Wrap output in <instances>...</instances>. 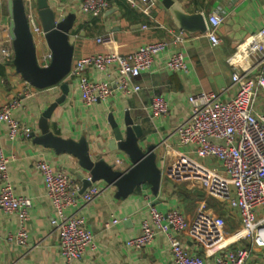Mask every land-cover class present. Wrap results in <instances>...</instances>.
Wrapping results in <instances>:
<instances>
[{"label":"crops","instance_id":"0c3cea01","mask_svg":"<svg viewBox=\"0 0 264 264\" xmlns=\"http://www.w3.org/2000/svg\"><path fill=\"white\" fill-rule=\"evenodd\" d=\"M36 0H26L37 16ZM154 4H144L136 0L133 5L128 0H108L107 10L98 17L85 14L79 0H49L58 18L75 14L76 19L70 34L74 45L73 64L96 53H116L128 55L141 46L167 41L169 47L155 56L151 69L135 80L142 86L138 94L126 95L117 89L120 73L117 66L102 71L90 68L85 74L93 81L106 82L114 88L108 100L88 107L82 100L78 80L68 77L69 93L65 101L54 111L48 121V128L55 136L84 141L92 160L103 162L115 171L128 172L134 165L128 152L115 142L116 128L110 118L118 124L124 142L135 139L139 150L148 153L155 147L156 166L160 170L157 189L149 182L137 185L131 191L101 179L96 185L103 190L101 196L82 211L86 226L95 236L96 249L73 264H175L167 238L160 234L141 249L127 246V240L141 233L142 223L148 217L150 206L162 212L178 209L188 223H191L206 200L210 210L226 219V231L232 233L241 226L236 211L229 209L214 198H207L205 191L193 183H175L166 173V156L179 151L195 156L193 146H180L172 137L174 130L184 122L190 113L188 98L199 92L220 91L231 83L232 67L228 60L236 50L253 34L264 28V0H152ZM177 5L186 14L204 16L207 26L209 18L220 15L222 23L216 32L221 39L213 46L206 32H190L177 23L171 8ZM39 19V18H38ZM40 25V20L38 21ZM11 16L8 0H0V46L13 49L10 37ZM147 26V28H145ZM98 38H110L99 44ZM40 65L50 51L41 35L35 37ZM176 53H182L187 62V73L174 72L167 68V61ZM27 83L17 72L14 58L0 62V108L23 92ZM34 88V87H33ZM36 90V88H34ZM39 90V89H38ZM65 95L60 86L39 90L35 96L23 101L22 107L14 111V117L32 129L29 138H10L7 125L0 124V149L13 160L9 165L11 182L15 193L32 200L29 219L26 224L29 246H37L32 251L14 241L20 227L16 213L0 211V264H67L59 250V236L53 232L51 224L54 211L46 195L44 177L37 164L44 160L55 171H64L83 187L84 179L90 174L79 160L69 153H57L53 148L38 142L42 135L41 123L45 111ZM153 96H163L170 105L166 116H154L150 110ZM264 108V97L260 100ZM129 114L141 136L127 127L125 115ZM128 130H130L128 132ZM167 139V142L162 143ZM215 160L208 161L212 168L218 167ZM72 210H69L71 212ZM264 217V208L258 211V218ZM118 219V223H113ZM186 247L205 257L212 263L213 256L198 248L184 237ZM250 249L247 264H264V248L253 246L252 240H244L233 249ZM28 253V254H26Z\"/></svg>","mask_w":264,"mask_h":264},{"label":"built area","instance_id":"2783aa9c","mask_svg":"<svg viewBox=\"0 0 264 264\" xmlns=\"http://www.w3.org/2000/svg\"><path fill=\"white\" fill-rule=\"evenodd\" d=\"M79 1L82 12L93 17L102 15L109 6L108 0ZM128 1L136 4V0ZM140 1L149 6L154 4L152 0ZM26 13L34 38L43 36L41 23L38 24L39 19L30 4H26ZM222 21L220 15L209 18L208 36L213 46L221 43L216 29ZM109 39L98 38L97 42L103 45ZM168 47L167 41H158L141 46L128 55L96 53L77 60L69 77L78 80L82 100L88 107L108 100L115 91L108 83L87 77L85 72L90 68L105 71L110 66H117L120 73L117 89L126 95L138 94L143 88L135 80L151 69L155 56ZM13 58L12 48L0 46V62ZM51 60L49 52L42 66ZM228 64L233 70L228 86L217 92L202 91L188 98L189 116L171 136L177 138L180 146H193L195 156L179 151L166 156L165 173L175 183L200 186L207 198H214L236 211L241 226L228 233L225 217L210 210L206 200L191 223L178 209L162 212L150 206L141 233L127 240L129 248L141 249L162 234L169 242L175 264H209L205 257L186 247L184 237L214 257L210 264H247L250 249H233L244 240H252L256 248H264V217L258 218V211L264 208V108L260 107L264 97V28L251 35L229 58ZM166 66L174 72L189 71L182 53L171 56ZM38 91L27 83L22 93L0 108V124L7 125L10 138L32 136V129L18 121L14 111ZM150 110L154 116H166L170 105L163 96H153ZM165 142L167 139L162 143ZM13 160L14 157L9 158L0 149V211L18 215L19 230L9 236V240L29 247L30 252L37 247L29 246L26 229L33 203L30 198L15 193L9 172ZM212 160L218 162L217 168L207 165ZM37 168L44 177L46 195L54 211L51 224L53 232L59 236V250L67 264H73L89 249H96L95 236L86 226L82 211L99 198L103 190L93 184L82 191L83 187L72 176L55 171L44 160ZM87 179L92 181L91 176ZM118 222V219L113 220V223Z\"/></svg>","mask_w":264,"mask_h":264},{"label":"water","instance_id":"95a60500","mask_svg":"<svg viewBox=\"0 0 264 264\" xmlns=\"http://www.w3.org/2000/svg\"><path fill=\"white\" fill-rule=\"evenodd\" d=\"M33 5L42 26L44 43L52 54V60L46 66L40 65L38 47L27 18L26 0H8L14 65L17 72L32 87L44 90L58 85L65 95L45 111L41 123L42 135L37 139L38 142L53 148L57 153H69L75 156L80 165L89 171L92 181L83 178L82 191H85L90 185H96L101 179L116 184L126 191H131L137 185L145 182H149L154 189H157L161 173L155 162V147H152L148 153H143L137 147L135 139L131 141L129 138L127 142H124L123 134L114 118H110L112 126L116 128L114 141L120 143L119 145L128 152L134 163L128 172L115 171L113 167L105 166L103 162L96 163L92 160L88 146L84 141L65 140L50 132L48 121L69 93V84L64 80L70 74L74 59V45L70 42V34L76 15L69 14L64 18H58L57 12L51 7L49 0H36ZM171 11L182 29L190 32L204 33L207 31L208 26L204 16L186 14L177 5H174ZM125 124L127 127H131L138 137L141 136L140 127L135 125L129 114L125 115Z\"/></svg>","mask_w":264,"mask_h":264}]
</instances>
